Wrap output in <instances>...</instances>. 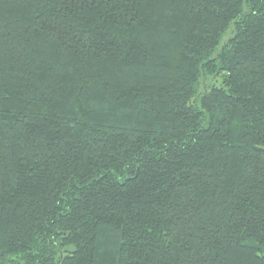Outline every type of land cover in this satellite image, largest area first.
Wrapping results in <instances>:
<instances>
[{"label": "trees", "instance_id": "1", "mask_svg": "<svg viewBox=\"0 0 264 264\" xmlns=\"http://www.w3.org/2000/svg\"><path fill=\"white\" fill-rule=\"evenodd\" d=\"M0 264H264V0H0Z\"/></svg>", "mask_w": 264, "mask_h": 264}]
</instances>
